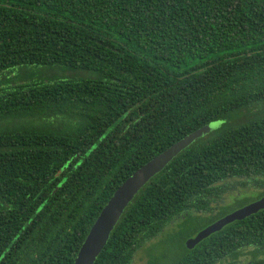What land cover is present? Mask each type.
<instances>
[{
	"label": "trees",
	"instance_id": "obj_1",
	"mask_svg": "<svg viewBox=\"0 0 264 264\" xmlns=\"http://www.w3.org/2000/svg\"><path fill=\"white\" fill-rule=\"evenodd\" d=\"M211 122L94 264H131L173 218L211 212L218 183L264 176V0H0V264H73L128 176ZM247 247L264 264V210L159 264Z\"/></svg>",
	"mask_w": 264,
	"mask_h": 264
},
{
	"label": "water",
	"instance_id": "obj_2",
	"mask_svg": "<svg viewBox=\"0 0 264 264\" xmlns=\"http://www.w3.org/2000/svg\"><path fill=\"white\" fill-rule=\"evenodd\" d=\"M219 125L220 122H211L193 131L171 145L168 149L141 165L130 176H128V178L115 190L111 198L100 211L90 227L73 264H94L96 258L107 244L109 236L118 223L124 210L138 191L153 176L162 171V169H164V167L181 151L219 127ZM260 210H264V197L228 213L200 230L194 237L186 241L187 249H192L202 240L206 239L211 234L220 231L226 225L231 224L234 221H241L256 214Z\"/></svg>",
	"mask_w": 264,
	"mask_h": 264
},
{
	"label": "rangeland",
	"instance_id": "obj_3",
	"mask_svg": "<svg viewBox=\"0 0 264 264\" xmlns=\"http://www.w3.org/2000/svg\"><path fill=\"white\" fill-rule=\"evenodd\" d=\"M56 72L61 76H67L62 72ZM18 74L19 72L15 71L8 77ZM54 74L55 72L50 76ZM217 185L222 187L224 192L217 190V196L210 197L211 212L205 209L200 212L183 213L173 218L161 233L142 244L134 253L131 264H151L154 261H156L155 264H159L168 262L166 260L172 258L176 259L183 253L184 248H187L186 241L194 237L208 223L210 224V219L222 217L225 213H230L264 197V176L256 177V179H227ZM197 217H200V221ZM202 217L206 219L203 222H201ZM240 252L241 256L237 260L227 258L217 264H247L252 258L253 248L247 247Z\"/></svg>",
	"mask_w": 264,
	"mask_h": 264
},
{
	"label": "flooded vegetation",
	"instance_id": "obj_4",
	"mask_svg": "<svg viewBox=\"0 0 264 264\" xmlns=\"http://www.w3.org/2000/svg\"><path fill=\"white\" fill-rule=\"evenodd\" d=\"M249 262H250V261H249ZM249 262H247V264H248Z\"/></svg>",
	"mask_w": 264,
	"mask_h": 264
}]
</instances>
